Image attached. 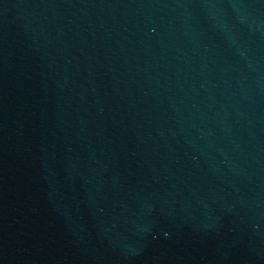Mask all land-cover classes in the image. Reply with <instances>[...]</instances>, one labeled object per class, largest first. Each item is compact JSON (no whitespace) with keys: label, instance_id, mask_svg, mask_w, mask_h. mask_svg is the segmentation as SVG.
Masks as SVG:
<instances>
[{"label":"water","instance_id":"95a60500","mask_svg":"<svg viewBox=\"0 0 264 264\" xmlns=\"http://www.w3.org/2000/svg\"><path fill=\"white\" fill-rule=\"evenodd\" d=\"M0 264H264V0H0Z\"/></svg>","mask_w":264,"mask_h":264}]
</instances>
